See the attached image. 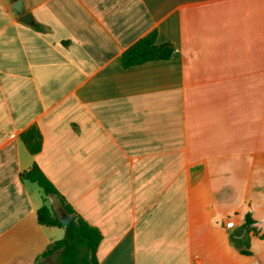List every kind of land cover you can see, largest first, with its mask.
Segmentation results:
<instances>
[{
  "label": "crops",
  "instance_id": "obj_1",
  "mask_svg": "<svg viewBox=\"0 0 264 264\" xmlns=\"http://www.w3.org/2000/svg\"><path fill=\"white\" fill-rule=\"evenodd\" d=\"M12 2L0 264H39L65 234L38 220L42 189L21 177L35 162L102 233L98 264H264V0H25L33 24ZM152 31L170 57L124 67Z\"/></svg>",
  "mask_w": 264,
  "mask_h": 264
},
{
  "label": "trees",
  "instance_id": "obj_2",
  "mask_svg": "<svg viewBox=\"0 0 264 264\" xmlns=\"http://www.w3.org/2000/svg\"><path fill=\"white\" fill-rule=\"evenodd\" d=\"M35 26L39 27L38 24ZM156 36V31H152L129 46L120 56V63L127 67L148 60L169 58L173 46L169 43H156ZM21 137L32 154L42 150L44 137L36 124L24 130ZM21 177L24 181L36 183L42 189L44 202L38 210V220L41 224L64 227L56 209L50 203V197H54L65 211L76 213L65 227L64 236L50 244L41 258L57 254L58 264H98L97 250L103 237L100 230L76 212L37 162L22 172ZM244 252L249 253L247 249H244Z\"/></svg>",
  "mask_w": 264,
  "mask_h": 264
},
{
  "label": "water",
  "instance_id": "obj_3",
  "mask_svg": "<svg viewBox=\"0 0 264 264\" xmlns=\"http://www.w3.org/2000/svg\"><path fill=\"white\" fill-rule=\"evenodd\" d=\"M10 9L14 10V12L19 15L20 19L22 21H25L26 23L33 24L34 23V17L32 12L27 11L25 7V0H13V2L9 6ZM57 216L61 220V222L64 225V228L68 225L71 218L75 216L76 213H69L65 211L63 208L59 206L58 209H56Z\"/></svg>",
  "mask_w": 264,
  "mask_h": 264
},
{
  "label": "rangeland",
  "instance_id": "obj_4",
  "mask_svg": "<svg viewBox=\"0 0 264 264\" xmlns=\"http://www.w3.org/2000/svg\"><path fill=\"white\" fill-rule=\"evenodd\" d=\"M50 203L54 206L55 209L59 208V204L57 203V201L54 197H50ZM39 264H58L57 254L50 256L46 259H41Z\"/></svg>",
  "mask_w": 264,
  "mask_h": 264
}]
</instances>
